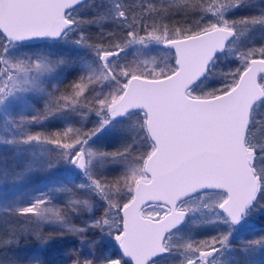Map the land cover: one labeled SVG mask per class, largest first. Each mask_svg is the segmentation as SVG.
Returning a JSON list of instances; mask_svg holds the SVG:
<instances>
[{
	"label": "snow or ice",
	"instance_id": "obj_1",
	"mask_svg": "<svg viewBox=\"0 0 264 264\" xmlns=\"http://www.w3.org/2000/svg\"><path fill=\"white\" fill-rule=\"evenodd\" d=\"M0 149V264H254L264 0H0Z\"/></svg>",
	"mask_w": 264,
	"mask_h": 264
},
{
	"label": "trees",
	"instance_id": "obj_2",
	"mask_svg": "<svg viewBox=\"0 0 264 264\" xmlns=\"http://www.w3.org/2000/svg\"><path fill=\"white\" fill-rule=\"evenodd\" d=\"M3 186V182H0V187ZM252 238V237H249ZM254 264H264V256L257 253Z\"/></svg>",
	"mask_w": 264,
	"mask_h": 264
},
{
	"label": "rangeland",
	"instance_id": "obj_3",
	"mask_svg": "<svg viewBox=\"0 0 264 264\" xmlns=\"http://www.w3.org/2000/svg\"><path fill=\"white\" fill-rule=\"evenodd\" d=\"M51 130V129H50ZM0 151H3V149H0ZM38 183H42L43 181H37Z\"/></svg>",
	"mask_w": 264,
	"mask_h": 264
}]
</instances>
